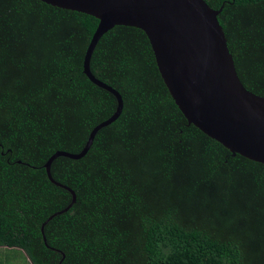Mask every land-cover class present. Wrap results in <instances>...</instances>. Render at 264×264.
Listing matches in <instances>:
<instances>
[{
    "label": "trees",
    "instance_id": "16d2710c",
    "mask_svg": "<svg viewBox=\"0 0 264 264\" xmlns=\"http://www.w3.org/2000/svg\"><path fill=\"white\" fill-rule=\"evenodd\" d=\"M242 85L264 97V0H204ZM94 18L37 0H0V247L29 264H264V165L231 154L187 122L144 33L116 26L93 76L123 109L79 153L116 100L83 74ZM21 162L20 164L18 162ZM28 263V262H27Z\"/></svg>",
    "mask_w": 264,
    "mask_h": 264
},
{
    "label": "water",
    "instance_id": "95a60500",
    "mask_svg": "<svg viewBox=\"0 0 264 264\" xmlns=\"http://www.w3.org/2000/svg\"><path fill=\"white\" fill-rule=\"evenodd\" d=\"M48 6L90 16L98 21L83 59V74L116 100L115 112L95 126L79 153L56 151L43 165L51 184L67 191L71 202L47 218L68 212L76 202L74 191L56 182L51 165L59 157L82 159L99 130L120 116L123 101L112 87L90 71L93 51L104 34L116 26L144 33L160 78L187 122L220 144L232 157L239 155L264 165V97L248 91L239 80L224 30L218 22L223 7L214 10L204 0H37ZM21 163L20 161L18 162ZM64 255L59 264L62 263Z\"/></svg>",
    "mask_w": 264,
    "mask_h": 264
},
{
    "label": "rangeland",
    "instance_id": "374dc122",
    "mask_svg": "<svg viewBox=\"0 0 264 264\" xmlns=\"http://www.w3.org/2000/svg\"><path fill=\"white\" fill-rule=\"evenodd\" d=\"M0 251V257H3L5 264H29V260L25 257L22 251H17L15 253H9V249H6V253ZM28 262V263H27Z\"/></svg>",
    "mask_w": 264,
    "mask_h": 264
},
{
    "label": "crops",
    "instance_id": "0c3cea01",
    "mask_svg": "<svg viewBox=\"0 0 264 264\" xmlns=\"http://www.w3.org/2000/svg\"><path fill=\"white\" fill-rule=\"evenodd\" d=\"M4 249H5V251H4L5 253H6V249H9V253H15V252L19 251L16 248L0 247V251L1 252H3ZM4 256L5 255H3V256L0 257V264H5L4 259H3Z\"/></svg>",
    "mask_w": 264,
    "mask_h": 264
}]
</instances>
